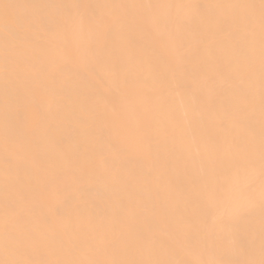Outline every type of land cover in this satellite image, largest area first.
<instances>
[{"label":"bare ground","instance_id":"6f19581e","mask_svg":"<svg viewBox=\"0 0 264 264\" xmlns=\"http://www.w3.org/2000/svg\"><path fill=\"white\" fill-rule=\"evenodd\" d=\"M258 5L0 0V260L258 264Z\"/></svg>","mask_w":264,"mask_h":264},{"label":"snow or ice","instance_id":"6c2138e0","mask_svg":"<svg viewBox=\"0 0 264 264\" xmlns=\"http://www.w3.org/2000/svg\"><path fill=\"white\" fill-rule=\"evenodd\" d=\"M8 7V5H5ZM71 7H79L78 5H73ZM244 7L248 8H256L257 5L249 4L244 5ZM259 11H260V25L262 36H264V0H259ZM261 107H262V123H261V133H260V149H261V173H262V190H261V204L264 206V86H262L261 91ZM145 152L149 150V146L147 144L144 145ZM208 207L211 210L213 206L214 197L211 193L208 194ZM213 222H218L224 225L227 228H231L233 226L232 220L230 217L217 215L212 218ZM3 247L6 253H11L13 250V244L11 239L6 235ZM262 255H264V249H262ZM0 264H34L33 261L30 260H16V259H3L0 260ZM44 264H188L185 261H161V260H126V259H112L109 261H99V260H90V261H52V262H44ZM198 264H216V262L204 261L198 262ZM236 264H257L254 260H246V261H238ZM258 264H264V258H262Z\"/></svg>","mask_w":264,"mask_h":264}]
</instances>
